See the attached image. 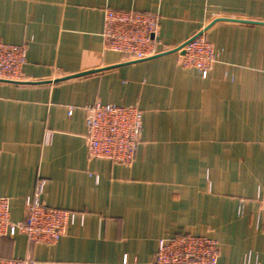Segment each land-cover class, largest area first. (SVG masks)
<instances>
[{"label": "crops", "instance_id": "obj_1", "mask_svg": "<svg viewBox=\"0 0 264 264\" xmlns=\"http://www.w3.org/2000/svg\"><path fill=\"white\" fill-rule=\"evenodd\" d=\"M109 8L157 15L158 54L103 50ZM203 30L217 57L205 77L174 50ZM0 40L26 47L20 80L0 81L9 218L38 186L75 213L52 245L0 237V258L151 264L158 240L190 233L217 241V264H264V0H0ZM96 102L140 109L130 165L87 159L82 107Z\"/></svg>", "mask_w": 264, "mask_h": 264}, {"label": "built area", "instance_id": "obj_2", "mask_svg": "<svg viewBox=\"0 0 264 264\" xmlns=\"http://www.w3.org/2000/svg\"><path fill=\"white\" fill-rule=\"evenodd\" d=\"M157 15L136 11L103 10L102 48L122 55L126 61H140L158 54L156 46L160 21ZM180 64L194 68L205 77L217 62L213 46L205 39L204 30L174 49ZM26 47L0 40V81L20 80ZM86 157L89 161L107 160L130 165L137 151L142 130V113L135 105L100 102L82 107ZM72 109L68 110L70 115ZM40 186L25 199L23 217L9 218L8 198L0 195V237L25 235L29 243L52 245L63 237L75 219L69 210L49 207L40 199ZM257 222L264 220V185L256 197ZM264 237V233H263ZM219 245L204 235L177 233L160 239L151 264H217ZM0 264H36L30 258H0Z\"/></svg>", "mask_w": 264, "mask_h": 264}, {"label": "rangeland", "instance_id": "obj_3", "mask_svg": "<svg viewBox=\"0 0 264 264\" xmlns=\"http://www.w3.org/2000/svg\"><path fill=\"white\" fill-rule=\"evenodd\" d=\"M206 237H208V236H206ZM210 238V237H209ZM212 239V238H211Z\"/></svg>", "mask_w": 264, "mask_h": 264}]
</instances>
